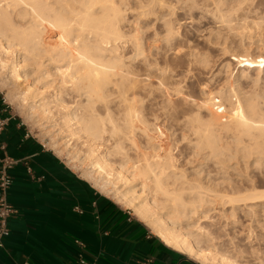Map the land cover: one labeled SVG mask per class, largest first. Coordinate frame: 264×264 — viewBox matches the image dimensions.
I'll return each instance as SVG.
<instances>
[{
	"label": "bare ground",
	"instance_id": "6f19581e",
	"mask_svg": "<svg viewBox=\"0 0 264 264\" xmlns=\"http://www.w3.org/2000/svg\"><path fill=\"white\" fill-rule=\"evenodd\" d=\"M249 1L199 0L195 4L213 13L220 24L244 27L264 22V15L244 13L257 6ZM165 4L166 0H0V89L8 88L7 103L28 104L31 113L40 118L55 116L54 110L60 113L66 136L81 138L84 133L93 170L82 173V178L89 180L96 173L97 189L108 191L111 186L114 198L133 211L165 246L200 264H264V91L253 95L244 88H232L216 100L204 90L207 95L201 101L182 98L191 109L184 122L186 133L193 137L189 143L194 156L212 155L214 164L221 163V173L231 168L227 161L234 160L237 166L239 182L226 184L222 178L221 191L210 197L206 191L212 189L197 176L189 180L191 174L179 170L176 156L158 143L156 138L164 137L165 132L158 128L156 136L150 133V126L135 108L138 90L151 91L166 80L164 69L142 57L138 35L141 21L164 17ZM127 12L133 13L131 36L124 30ZM238 61L256 68L251 51ZM112 100L123 105L122 123H116L110 113ZM201 110L208 112L207 120L200 117ZM135 118H139L138 125ZM137 131L145 138L143 145L135 138ZM105 133L114 137V146L102 153L97 141ZM67 142L57 140L52 146L58 150ZM125 142L133 147L135 158L127 155ZM109 157L119 158L116 167ZM196 166L193 169L199 174ZM217 206L230 250L216 246V238L203 224L213 221L209 212Z\"/></svg>",
	"mask_w": 264,
	"mask_h": 264
},
{
	"label": "rangeland",
	"instance_id": "374dc122",
	"mask_svg": "<svg viewBox=\"0 0 264 264\" xmlns=\"http://www.w3.org/2000/svg\"><path fill=\"white\" fill-rule=\"evenodd\" d=\"M195 2L197 3L199 2V0H187V1L166 0L167 4L165 5L167 7L163 9L165 15L162 19L153 20L152 19L154 17L153 16L149 18V20L143 22L141 21L139 25L140 30L138 32V35L140 36L143 46L142 57L145 56L144 58H146L147 61L149 60L148 62L152 64L154 63V65H156L157 67H161L162 69H164L166 80L161 84L162 86L161 85L157 86V84H155L154 88L151 91L148 88L144 90H138L137 91L138 95L139 94L140 95L138 96V101L135 104V108L137 109V112H140L138 114L139 118L145 121L146 124H148V126H150L149 127L150 133L155 134L154 131L158 128L159 129L161 128L160 130L165 132L166 135L164 134L165 135L164 137L156 138L157 141L159 140L158 143L165 144V147H167L170 153L173 156H176L178 167H180L179 170H185L186 174L189 173L187 174V176L191 174L188 178L189 180H192V178L195 179L197 176L198 179L202 180V183H204L206 188H208L209 190L212 189V191H206L208 192L207 196L210 197L209 195L213 194V192L221 191L220 190L221 182L223 179L226 178L225 180H223V182H226V184L229 183L234 185L239 182L236 179L238 177V175L236 174L237 168H235L234 170V167L237 166H234L236 165L234 164L235 163L234 160L227 161V164L229 165V167L231 166V168H229L227 172L221 173V163L214 164V157L212 155L208 156V153H206V154H200L194 156L193 149L191 148L192 145L189 143V141L193 140V137L192 136L190 137V135L186 133V127L184 122L185 118L188 117L191 109L187 107V105L182 101V98L187 97L193 100L196 99L195 101L198 102L201 101V99H203L210 92L211 94L214 95L215 99L217 100V98L219 99L223 91H224L223 93H225L231 91L232 88L234 89L244 88L243 89L244 91L246 92L249 91L253 95L258 93L257 91L263 92L264 91V64H263L264 63L263 62L264 61V57H263L264 56V22L258 23L256 25L254 24L251 25V23H249L250 24L249 26L247 25L244 27L239 25L238 23H237L238 25L236 26L220 24L214 19L213 13L207 11L199 3L195 4ZM249 2L256 4L258 7L257 6H255V8L252 7L250 9L252 10L254 8V10L245 11L244 13H247L248 15L250 14L258 15V16L264 15V0H255V1L251 0ZM256 9L258 11H256ZM126 14H127L126 19L128 20L126 21L127 23H125L124 25V30L127 29L126 32L127 35L129 36L130 35L129 33L132 34L131 32L132 23H129V21L133 20L132 19L133 13L127 12ZM166 22H169V25H167ZM126 24L127 25L129 24L128 27L126 26ZM165 38L166 39L169 38V40H166ZM262 46L263 48H261ZM224 49L225 50L227 49V53ZM246 51H251V54H253V58L256 59L255 69L253 67L250 68L244 65L245 62L238 61L245 56ZM234 59L237 60V62ZM197 60L198 62H196ZM240 63L243 64L239 65ZM257 65L259 66L258 68ZM260 68H262V70H260ZM257 72L260 73L258 74ZM9 82L11 83V80ZM230 84L231 86H229ZM204 90L207 91L206 92L207 94L205 93ZM7 91L8 88L0 89V96L3 97L6 102L7 100L5 95ZM162 94L165 95H163L162 97ZM164 99L167 101H165ZM9 105L12 113L16 117H19L25 123L29 131L49 149L51 150L54 149L52 145L57 140L60 142V144L64 143L65 141H68L66 145L64 146L61 145V148H58V150L54 149L53 151L57 155H59L70 168H72L75 172H77L78 175L84 177L82 173H84L85 171L93 170L87 153L89 150L88 149L89 145L88 144L86 145L84 143L85 134L82 133L81 138H73V137L71 138L66 136L67 129L63 124V120L61 119L60 113L54 110L53 113L55 116L40 118L35 113L34 114L31 113L28 104L25 105L9 104ZM99 106L100 105L98 104L97 108H99ZM110 107H111L110 113L115 118V122L122 123L121 121L124 115L123 105L120 106V104H118L117 101L112 100V102H110ZM171 108L178 111V113L172 112L173 110ZM185 108L186 110L189 109L188 112L185 110L187 115L184 114ZM200 117L202 118V120H207L208 112L206 110H201ZM139 118L134 119L136 125H138L139 123ZM106 127L109 129V126ZM137 132L135 138L137 139L138 142H140L143 145L145 138H143L144 136L141 134L142 132L140 131ZM156 135L157 134H155L154 136ZM54 136L56 139L54 138ZM110 136L111 135L109 133H105L103 135V138L97 141L98 148H100L98 149L99 152L103 153L104 150L105 153L113 148L114 137L113 136L110 137ZM123 147L128 156L130 157L132 156V158H135V152L131 145L125 142L123 144ZM68 152H71V155H67ZM109 161L113 164L114 167H116L117 166L116 163L117 162L119 163V158L109 157ZM190 161L191 163H187ZM220 161H221V154H220ZM233 161L234 163H232ZM195 165H198L196 167H199L198 168V170L200 171V172L198 171L199 174H197V172L194 171L193 169ZM218 168H220V170ZM243 170L245 172H249L250 168L247 169L243 168ZM93 175H94L93 178L90 177L89 180L88 178L86 179L97 189V186L95 185L96 173H93ZM98 182L101 183L99 180ZM110 187L111 186L108 185L109 192L106 191L107 189L104 190L103 192L100 191L99 189L97 190L101 194L112 199L123 209L129 211L133 215V217L136 218L133 211H131L124 203L119 202L117 199L114 198L112 193H110L112 192V189H110ZM187 194H185V197L186 199H189L190 197L189 195L187 196ZM209 214H211L210 215L212 216L211 220L213 221L211 222L205 221L203 222V224L207 226L209 232H211L212 236L216 238L215 239L216 246L218 247L220 246L219 248L220 249L222 248L221 250H227V249L230 250L229 245L225 240V234H224L225 231H223V227H221L223 225L222 222L223 218L221 219L220 207L217 206L216 210L214 209L210 211ZM143 224L151 232L150 228L145 223ZM239 239H237V241ZM240 244L246 245V243H244L243 241H240Z\"/></svg>",
	"mask_w": 264,
	"mask_h": 264
},
{
	"label": "crops",
	"instance_id": "0c3cea01",
	"mask_svg": "<svg viewBox=\"0 0 264 264\" xmlns=\"http://www.w3.org/2000/svg\"><path fill=\"white\" fill-rule=\"evenodd\" d=\"M4 153L18 163L10 170L8 201L15 212L8 220L0 264H72L79 254L93 264H139L143 259L200 264L165 246L41 143L19 117L0 135V155ZM76 205L81 213L73 209Z\"/></svg>",
	"mask_w": 264,
	"mask_h": 264
},
{
	"label": "built area",
	"instance_id": "2783aa9c",
	"mask_svg": "<svg viewBox=\"0 0 264 264\" xmlns=\"http://www.w3.org/2000/svg\"><path fill=\"white\" fill-rule=\"evenodd\" d=\"M2 106H0V134H2L9 122L12 118H14V114L10 110V105L5 101L3 97H1ZM18 163L17 159H14L7 154L0 155V249L4 246V239L8 234V220L11 215L15 212V208L8 201V190L12 185L13 179L10 174V170ZM28 172H30V168H27ZM73 209L81 213V209L79 206H74ZM75 243L81 247L84 244L75 240ZM21 264H31L29 261H23ZM72 264H93V262L87 260L83 257L82 254H79ZM139 264H152L151 259H143L139 261Z\"/></svg>",
	"mask_w": 264,
	"mask_h": 264
},
{
	"label": "snow or ice",
	"instance_id": "6c2138e0",
	"mask_svg": "<svg viewBox=\"0 0 264 264\" xmlns=\"http://www.w3.org/2000/svg\"><path fill=\"white\" fill-rule=\"evenodd\" d=\"M0 135H2V134H0Z\"/></svg>",
	"mask_w": 264,
	"mask_h": 264
}]
</instances>
